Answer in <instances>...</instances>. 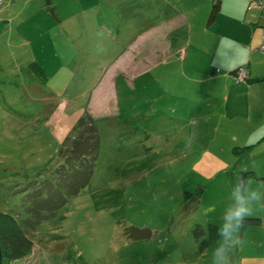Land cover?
Segmentation results:
<instances>
[{"label": "rangeland", "instance_id": "1", "mask_svg": "<svg viewBox=\"0 0 264 264\" xmlns=\"http://www.w3.org/2000/svg\"><path fill=\"white\" fill-rule=\"evenodd\" d=\"M96 2L0 0V208L24 216L30 181L56 167L85 112L102 133L89 183L38 224L28 257L1 264H212L220 238L201 245L237 177L264 192V51L254 34L264 11H246V0H127L123 15L119 2ZM130 45L154 56L137 78V58L116 67L118 117L106 80ZM238 67L252 80L235 84L250 85L228 91L216 78ZM251 217L230 264H264V200Z\"/></svg>", "mask_w": 264, "mask_h": 264}, {"label": "trees", "instance_id": "2", "mask_svg": "<svg viewBox=\"0 0 264 264\" xmlns=\"http://www.w3.org/2000/svg\"><path fill=\"white\" fill-rule=\"evenodd\" d=\"M217 4L215 2L213 5L210 21L214 19L219 8ZM28 66L41 81L47 79L44 68L38 62H30ZM238 69L239 67L229 71L236 79ZM251 80L247 78L244 81ZM100 131L94 119L85 112L77 121L74 130V133L77 132L76 137L70 141L66 140L69 138L67 137L63 145L58 148L56 167L42 168L40 170L42 173L38 172L36 174L38 176L35 177L32 174L23 175L29 179L33 177L30 181L32 190L25 193L22 198L24 216L18 217L9 210L3 211L0 208L1 263L3 260L16 261L28 257L38 224L55 218L69 199L89 183L93 167L99 157L102 134ZM255 219L251 216L246 218V220ZM199 226L202 227L200 224ZM217 230V225L208 224V238L203 241L202 249L218 239ZM194 234L198 236L197 231Z\"/></svg>", "mask_w": 264, "mask_h": 264}, {"label": "clouds", "instance_id": "3", "mask_svg": "<svg viewBox=\"0 0 264 264\" xmlns=\"http://www.w3.org/2000/svg\"><path fill=\"white\" fill-rule=\"evenodd\" d=\"M262 200L264 192L260 188H252L250 181L244 176L237 177L221 216V224L217 230L220 242L213 251L212 264H230V252L240 243L238 233L246 218L253 214L254 205ZM206 211L212 212L215 209L209 206Z\"/></svg>", "mask_w": 264, "mask_h": 264}, {"label": "crops", "instance_id": "4", "mask_svg": "<svg viewBox=\"0 0 264 264\" xmlns=\"http://www.w3.org/2000/svg\"><path fill=\"white\" fill-rule=\"evenodd\" d=\"M105 3L103 4L101 2V0H97L96 4L98 5V7L101 8V6H103V8H107L109 7L108 5H112L113 3H116V2H119L121 4V10H122V14L124 15V12H125V7H124V2L127 1V0H104ZM247 1V0H246ZM215 3V2H214ZM213 3V5H214ZM218 4H219V1H218ZM219 7H220V4H219ZM251 8H254V7H248V3H247V6H246V11L250 10ZM219 9V8H218ZM215 17H216V14H215ZM214 17V19H215ZM213 19V20H214ZM212 20V21H213ZM184 25V23H183ZM174 26V25H173ZM174 28V27H173ZM264 28V27H263ZM263 28H262V31H263ZM170 31V30H169ZM257 31V34L258 36H260V40L259 38L256 40L255 44H259V41H261V37H262V32H261V35H260V31L259 30H256V28L254 29V34L255 32ZM175 35H176V32L174 31L172 33V39H175ZM146 53V54H145ZM150 54L151 57L154 56V53L153 51H148V52H145L144 50H142L140 47H138L137 45H130L128 47H126L122 53L120 54V56L116 59L115 63L113 64V66L110 68V70L108 71V75L111 74V79L108 78L106 80V84L110 87V83L112 84V90H113V96H114V101H115V107H116V114L118 117L121 116V112L122 110L120 109L119 107V104H118V101L116 99V87H115V82H114V77L119 75V74H122L123 76V72H119L118 69H116V67L118 66V64H122V63H126L127 62V59L128 58H131L132 60L134 58H137L136 61L134 62V65L136 66L137 70H135L137 72V75L135 76V78H137L138 74H140L142 72V70L144 69V63H143V56L144 55H148ZM179 54H180V57H181V54H182V50L180 49L179 50ZM127 58V59H126ZM124 61V62H123ZM129 62V61H128ZM119 68V67H118ZM139 68V69H138ZM233 68H230V70H232ZM246 70V69H245ZM248 72V79H251V77L249 76L250 75V71L246 70ZM124 78V77H123ZM234 75L229 72V73H222L221 75H218L216 79H218L220 82L222 81V83H227L226 84V89L229 91V88L230 89H238V91H240L241 89L242 90H245L247 86H249L250 84L249 83H236L234 82ZM103 79H104V76L101 78V80L97 83L99 84L100 86L98 87H101L103 85ZM126 81V79H125ZM127 82V81H126ZM249 82V81H248ZM135 83V82H134ZM136 85V83H135ZM160 87H163L162 85ZM111 88V87H110ZM110 93V92H109ZM226 96H229V94H225V97ZM227 99V97H226ZM125 112V111H124Z\"/></svg>", "mask_w": 264, "mask_h": 264}, {"label": "built area", "instance_id": "5", "mask_svg": "<svg viewBox=\"0 0 264 264\" xmlns=\"http://www.w3.org/2000/svg\"><path fill=\"white\" fill-rule=\"evenodd\" d=\"M248 7L258 8L261 11H264V0H247ZM260 49L264 51V28L262 31V44ZM248 77V72L244 68H239L237 71V80L244 81Z\"/></svg>", "mask_w": 264, "mask_h": 264}, {"label": "water", "instance_id": "6", "mask_svg": "<svg viewBox=\"0 0 264 264\" xmlns=\"http://www.w3.org/2000/svg\"><path fill=\"white\" fill-rule=\"evenodd\" d=\"M0 264H1V251H0Z\"/></svg>", "mask_w": 264, "mask_h": 264}]
</instances>
